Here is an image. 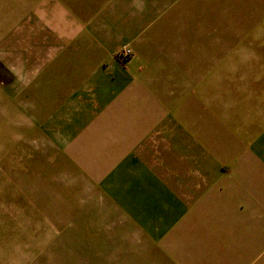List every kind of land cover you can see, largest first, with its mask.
Returning a JSON list of instances; mask_svg holds the SVG:
<instances>
[{
  "label": "crops",
  "instance_id": "crops-1",
  "mask_svg": "<svg viewBox=\"0 0 264 264\" xmlns=\"http://www.w3.org/2000/svg\"><path fill=\"white\" fill-rule=\"evenodd\" d=\"M155 2L6 1V19L0 21V59L11 79L5 95L27 116L24 118L27 126L22 122L23 128L41 131L37 138L47 145H66L74 139L76 147L81 148L77 150L79 155L88 157L87 161L95 158L91 170L100 168L123 174L136 171L142 156L159 154L160 148L162 154L169 153L195 164L197 172L204 175L197 178L195 202H177L164 193L153 176L146 178L149 182L153 180L149 188L160 189L172 205L163 216L171 227L165 241L174 242L171 250L181 255L179 264H264V120L260 118H264V102L256 108L249 106L250 98L242 93L237 98H244V102L233 107L225 122L223 110L217 108L219 126L223 133L228 131L225 133L228 142L211 144L212 155L207 152L212 150L208 148L211 146L199 138L202 134L192 131L189 124L185 127L177 122L171 111L162 115L148 112L145 121L151 126L145 132L138 126L139 131H135L132 139L122 136L121 124L125 126V122L114 124L125 121L120 105L129 94L137 96L138 90L147 91L155 81L164 80L171 87L167 98L173 95V83L182 84L184 78L189 79L187 55L186 62L183 57L173 62L156 52L165 51L168 41L165 33L158 35L157 19L174 18L177 12L173 7L159 12ZM198 10L199 34L246 36L241 43L264 45V0H198ZM177 14L178 18H184ZM154 20L152 29L148 26ZM125 47L134 52L126 66L117 58V53ZM245 49H264V46ZM218 56L222 57L221 51ZM213 63L211 58L202 67L212 70ZM196 76L199 81L204 78L200 74ZM205 81L199 89L207 95ZM181 84L176 83L177 88ZM257 95L264 100V85ZM136 115L139 120L140 114ZM33 125L39 129L28 128ZM101 130H107L111 139ZM161 136L163 140L159 139ZM110 145L113 149L107 152L104 146ZM256 149L262 154L256 153ZM206 167L212 168L209 176L205 174ZM212 204L219 208L216 214L219 233L215 249L209 252L203 240L201 213ZM195 210L199 213L201 231L197 234V257L189 248L195 237L189 219L194 217ZM176 220L180 222L175 224Z\"/></svg>",
  "mask_w": 264,
  "mask_h": 264
},
{
  "label": "rangeland",
  "instance_id": "rangeland-1",
  "mask_svg": "<svg viewBox=\"0 0 264 264\" xmlns=\"http://www.w3.org/2000/svg\"><path fill=\"white\" fill-rule=\"evenodd\" d=\"M6 1L11 0H0V21L6 19ZM156 1L159 12L173 7L184 17L178 18L174 13V18L157 19L158 35L165 33L168 41L165 51L156 52L173 62L181 61L182 57L186 62L187 55L189 79L184 78L182 84L173 83L171 97L165 98L171 87L164 80L155 81L147 91L138 90L137 96L129 94L120 105L125 121L114 124L125 122V126L121 124L122 136L132 139L139 131L138 126L141 132L151 126L145 121L148 112L162 115L171 111L177 122L185 127L189 124L192 131L202 134L199 138L206 145L228 142L225 138L228 131L223 133L220 129L216 110L221 107L225 122L233 107L244 102V98H237L242 93L250 98L249 106L256 108L260 103L263 106L264 100L257 92L264 85L261 83L264 49L245 48L264 45L241 43L246 36L199 34L198 0ZM155 21L148 27L153 29ZM133 57L134 53L121 63L126 66ZM211 58L214 68L202 67ZM2 62L0 59V264H179L181 255L171 250L174 242L165 241L171 227L163 216L172 205L160 189L149 188L153 180L149 182L146 178L153 176L164 193L177 202H195L197 178L204 176L197 172L196 165L169 153L162 154L160 148L159 154L142 156L136 171L123 174L100 168L91 170L95 158L87 161L88 157L79 155L77 150L81 148L76 147L74 139L66 145H47L37 138L41 131L23 128L27 126L24 121L27 116L5 95L11 75ZM195 74L204 78L199 81ZM204 80L209 90L207 95L199 89ZM176 83L182 87L177 88ZM28 128L39 129L37 125ZM101 131L111 139L107 130ZM104 147L107 152L113 149L112 145ZM208 148L212 149L207 150L212 155L213 147ZM176 154L180 155L179 150ZM221 165L225 170V164ZM211 169H206V176L211 175ZM258 200L261 202V198ZM218 211L212 204L201 213L203 240L209 252L218 241ZM189 220L195 236L189 248L197 257V234H201L199 213L195 210Z\"/></svg>",
  "mask_w": 264,
  "mask_h": 264
},
{
  "label": "built area",
  "instance_id": "built-area-1",
  "mask_svg": "<svg viewBox=\"0 0 264 264\" xmlns=\"http://www.w3.org/2000/svg\"><path fill=\"white\" fill-rule=\"evenodd\" d=\"M133 50L130 47H125L120 52L117 53V58L120 60H128L133 56Z\"/></svg>",
  "mask_w": 264,
  "mask_h": 264
}]
</instances>
